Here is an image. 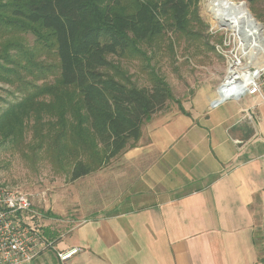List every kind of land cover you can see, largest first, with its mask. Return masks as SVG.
I'll use <instances>...</instances> for the list:
<instances>
[{
    "label": "crops",
    "instance_id": "obj_1",
    "mask_svg": "<svg viewBox=\"0 0 264 264\" xmlns=\"http://www.w3.org/2000/svg\"><path fill=\"white\" fill-rule=\"evenodd\" d=\"M215 96L145 121L113 158L135 174L113 203L127 207L66 227L26 264H264V105Z\"/></svg>",
    "mask_w": 264,
    "mask_h": 264
},
{
    "label": "trees",
    "instance_id": "obj_2",
    "mask_svg": "<svg viewBox=\"0 0 264 264\" xmlns=\"http://www.w3.org/2000/svg\"><path fill=\"white\" fill-rule=\"evenodd\" d=\"M198 1L7 0L0 4L6 13L1 19L33 32L38 42L53 50L58 63L52 83L34 85L23 98L0 110V144H17L32 119L38 148L48 152L55 168L65 171L69 180L105 167L133 146L143 123L173 99L170 86L158 77L151 86L138 87L125 76L119 79L106 73L111 69L107 56L121 57L167 32H187ZM246 1L254 10L264 0ZM25 62L23 67L30 69V58ZM45 234L51 236L47 230Z\"/></svg>",
    "mask_w": 264,
    "mask_h": 264
},
{
    "label": "rangeland",
    "instance_id": "obj_3",
    "mask_svg": "<svg viewBox=\"0 0 264 264\" xmlns=\"http://www.w3.org/2000/svg\"><path fill=\"white\" fill-rule=\"evenodd\" d=\"M6 1L0 0V4ZM235 1L246 5L264 31V1L256 3L254 10L246 0ZM209 2L196 3L197 15L187 32H167L137 44L121 57L109 55L111 69L105 72L119 79L125 76L138 87L151 86L154 77L164 80L173 96L166 106L171 110L177 109V103L189 107L194 99L216 91L225 71V61L216 46L225 31L212 32L215 24H223L209 13ZM4 14L0 8V110L23 98L34 85L52 83L58 65L52 49L45 48L33 32L16 22L6 23L1 19ZM26 58L32 61L30 69L23 67ZM124 166L117 157L105 167L71 181L65 171L55 168L48 152L38 148L30 119L22 140L0 144V190L17 189L27 194L31 213L39 216L42 232L51 233L45 234L47 240L54 241L66 227L82 219L127 207L113 205L128 194L127 187L135 176Z\"/></svg>",
    "mask_w": 264,
    "mask_h": 264
},
{
    "label": "built area",
    "instance_id": "obj_4",
    "mask_svg": "<svg viewBox=\"0 0 264 264\" xmlns=\"http://www.w3.org/2000/svg\"><path fill=\"white\" fill-rule=\"evenodd\" d=\"M221 30L225 33L216 48L225 61V71L211 105L245 96H257L264 105V38L256 41L257 32L246 34L217 24L212 32ZM31 211L27 194L0 190V264H26L53 245L42 235L39 216ZM80 250L71 247L56 251V256L64 262Z\"/></svg>",
    "mask_w": 264,
    "mask_h": 264
},
{
    "label": "bare ground",
    "instance_id": "obj_5",
    "mask_svg": "<svg viewBox=\"0 0 264 264\" xmlns=\"http://www.w3.org/2000/svg\"><path fill=\"white\" fill-rule=\"evenodd\" d=\"M208 11L215 20L222 22V26L228 29L238 28L246 34L257 32L258 36L254 37L256 41H261L264 38L262 26L252 17L246 5L241 1L210 0Z\"/></svg>",
    "mask_w": 264,
    "mask_h": 264
}]
</instances>
